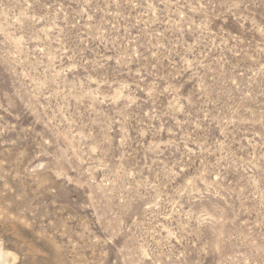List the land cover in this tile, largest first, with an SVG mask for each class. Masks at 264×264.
Returning <instances> with one entry per match:
<instances>
[{
	"label": "rangeland",
	"instance_id": "374dc122",
	"mask_svg": "<svg viewBox=\"0 0 264 264\" xmlns=\"http://www.w3.org/2000/svg\"><path fill=\"white\" fill-rule=\"evenodd\" d=\"M264 264V0H0V264Z\"/></svg>",
	"mask_w": 264,
	"mask_h": 264
},
{
	"label": "bare ground",
	"instance_id": "6f19581e",
	"mask_svg": "<svg viewBox=\"0 0 264 264\" xmlns=\"http://www.w3.org/2000/svg\"><path fill=\"white\" fill-rule=\"evenodd\" d=\"M4 264H8L6 260H5Z\"/></svg>",
	"mask_w": 264,
	"mask_h": 264
}]
</instances>
